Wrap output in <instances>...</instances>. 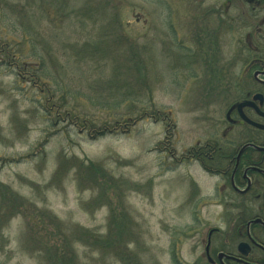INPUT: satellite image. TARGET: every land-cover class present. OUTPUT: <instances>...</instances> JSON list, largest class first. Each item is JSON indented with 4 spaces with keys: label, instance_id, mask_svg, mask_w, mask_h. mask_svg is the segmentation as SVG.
Returning <instances> with one entry per match:
<instances>
[{
    "label": "rangeland",
    "instance_id": "1",
    "mask_svg": "<svg viewBox=\"0 0 264 264\" xmlns=\"http://www.w3.org/2000/svg\"><path fill=\"white\" fill-rule=\"evenodd\" d=\"M187 1L0 0V263L48 264L37 240L63 244L56 228L74 224L114 243L71 241L87 262L202 261L225 208L210 200L213 178L170 158L213 137L225 55L215 72L213 58L179 63Z\"/></svg>",
    "mask_w": 264,
    "mask_h": 264
},
{
    "label": "flooded vegetation",
    "instance_id": "2",
    "mask_svg": "<svg viewBox=\"0 0 264 264\" xmlns=\"http://www.w3.org/2000/svg\"><path fill=\"white\" fill-rule=\"evenodd\" d=\"M187 2L181 8L190 13L186 22L179 17L175 36L179 63L213 58L208 69L215 72L225 55L223 116L214 122L213 137L170 158L176 167L196 165L213 178L210 200L225 208L201 240L202 261L192 264H264V0ZM233 27L241 34L227 59ZM199 191L191 180L190 200L196 203Z\"/></svg>",
    "mask_w": 264,
    "mask_h": 264
},
{
    "label": "trees",
    "instance_id": "3",
    "mask_svg": "<svg viewBox=\"0 0 264 264\" xmlns=\"http://www.w3.org/2000/svg\"><path fill=\"white\" fill-rule=\"evenodd\" d=\"M5 51V50H4ZM21 200L18 198L16 200L13 201V204L15 205H19L21 204ZM24 203V202H22ZM40 218H48L51 222L54 220H56V217H52L49 214L45 215L43 212L42 214L38 217V219ZM118 218H115V216L112 214V217L109 218V224L108 227L110 228L112 226V223H116V220ZM34 225V226H33ZM39 222L36 220L35 222H33L32 224V231L39 228ZM111 225V226H110ZM59 227H61L60 225H58ZM118 227V226H117ZM116 227V228H117ZM114 228V226H112V229ZM73 229V230H72ZM59 228H56L55 230V234L61 236L60 238L63 241V244L58 243L57 240L52 239L51 237V233L47 231L44 232L43 234H41L39 231V233L42 235L40 236V239L37 240L38 244V257L42 256V259L40 261V263L42 261H46L48 264H105V263H93V262H87L84 260L80 259V254L77 252V250L71 245V241H79L81 242V244L86 247V245L88 246H94L95 248H98L95 245L101 246L103 248H109L108 246H113L114 243L109 239V238H103V237H99L97 235L99 234H93V236L91 235L92 232L79 226V225H72L69 226V228H64L65 234L61 235ZM72 230V231H71ZM31 231V232H32ZM59 233H58V232ZM69 233V235H67V232ZM109 233H106V236H111L112 235V231H108ZM101 236V235H100ZM103 236V235H102ZM46 239V240H45ZM72 239V240H71ZM44 240L46 242H44ZM103 241H110V243L108 245H103ZM172 254V260L174 264H181L180 261L176 258L174 252L171 251ZM113 262H109V264H112Z\"/></svg>",
    "mask_w": 264,
    "mask_h": 264
},
{
    "label": "water",
    "instance_id": "4",
    "mask_svg": "<svg viewBox=\"0 0 264 264\" xmlns=\"http://www.w3.org/2000/svg\"><path fill=\"white\" fill-rule=\"evenodd\" d=\"M0 264H2V263H0Z\"/></svg>",
    "mask_w": 264,
    "mask_h": 264
}]
</instances>
